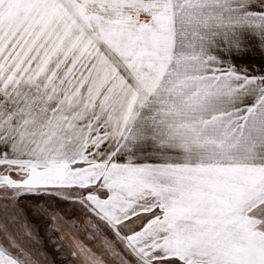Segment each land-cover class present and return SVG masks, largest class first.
Segmentation results:
<instances>
[{
	"label": "snow or ice",
	"instance_id": "obj_1",
	"mask_svg": "<svg viewBox=\"0 0 264 264\" xmlns=\"http://www.w3.org/2000/svg\"><path fill=\"white\" fill-rule=\"evenodd\" d=\"M0 264H264V0H0Z\"/></svg>",
	"mask_w": 264,
	"mask_h": 264
}]
</instances>
